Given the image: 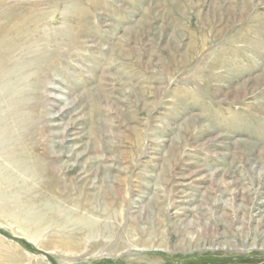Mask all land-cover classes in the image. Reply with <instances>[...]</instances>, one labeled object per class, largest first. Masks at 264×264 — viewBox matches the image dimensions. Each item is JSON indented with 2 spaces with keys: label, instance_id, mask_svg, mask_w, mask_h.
Returning a JSON list of instances; mask_svg holds the SVG:
<instances>
[{
  "label": "rangeland",
  "instance_id": "rangeland-1",
  "mask_svg": "<svg viewBox=\"0 0 264 264\" xmlns=\"http://www.w3.org/2000/svg\"><path fill=\"white\" fill-rule=\"evenodd\" d=\"M0 68V264H264V0H0Z\"/></svg>",
  "mask_w": 264,
  "mask_h": 264
},
{
  "label": "bare ground",
  "instance_id": "bare-ground-1",
  "mask_svg": "<svg viewBox=\"0 0 264 264\" xmlns=\"http://www.w3.org/2000/svg\"><path fill=\"white\" fill-rule=\"evenodd\" d=\"M25 21H26V20H25ZM1 26H2V25H1ZM33 26H34V24H33ZM15 27H17V26H15ZM15 27H13V29H14ZM30 28H31V27H30ZM15 49H16V48H15ZM14 63H16V62H14ZM16 64H20V62H19V63H16ZM0 69H1V68H0ZM237 86H238V85H237ZM10 152H11V151H10ZM12 152H13V151H12ZM15 153H16V152L13 153L14 157H15V155L18 156V157H20V156H19V154H20L19 152H18V153H19L18 155L15 154ZM21 155H22V154H21ZM15 159H16V158H15ZM20 159H21V158H20ZM23 164H24V163H23ZM21 167H22V166H21ZM19 168H20V167H19ZM38 168H39V167H38ZM33 169H34V168H33ZM21 170H25V169H22V168H21ZM31 170H32V169H31ZM31 170H30V171H31ZM34 170H35V169H34ZM41 170H42V169H41ZM85 171H86V170H85ZM85 171H84V172H85ZM38 172H39V171H38ZM33 173L36 174V172H34V171H33ZM39 174H40V172H39ZM84 174H85V173H84ZM85 178H86V177H85ZM84 180H85V179H84ZM82 183H83V182H82ZM84 185H85V184H84ZM6 205H7V204H6ZM189 210H190V209H189ZM32 211H33V210H32ZM26 213H27V212H26ZM38 213H39V212H38ZM36 214H37V213H36ZM39 214H40V213H39ZM37 215H38V214H37ZM184 215H185V214H184ZM38 216H39V215H38ZM44 216H45V215H44ZM49 216H50V215H49ZM173 216H174V215H173ZM40 217H41V216H40ZM40 217H39V218H40ZM42 217H43V216H42ZM42 217H41V218H42ZM46 219H47V218H46ZM34 220H36L35 217L33 218V221H34ZM41 222H42V221H41ZM46 222H48V220H46ZM40 224H41V223H40ZM44 224H45V223H44ZM44 224H43V225H44ZM236 227H237V226H236ZM48 229H49V228H48ZM78 230H79V229H78ZM91 230H92V229H91ZM91 230H89V231H91ZM80 231H81V230H80ZM92 231H93V230H92ZM142 231H143V230H142ZM82 233H84V232H82ZM88 233L90 234L91 232H88ZM88 233H87V234H88ZM74 234H75V233H74ZM72 235H73V234H72ZM75 236H76V235H75ZM75 236H73V237H75ZM86 236H87V235H86ZM80 237H81V236H80ZM69 238H70V237H69ZM81 238H82V237H81ZM71 239H72V238H71ZM71 239H70V243H72V242L74 241V240H73V241L71 242ZM76 239H79V238H76ZM61 240H62V239H61ZM65 240H66V239H65ZM83 240H84V239H83ZM66 241H67V240H66ZM66 241H65V242H66ZM78 241H79V240H78ZM81 241H82V240H81ZM138 241H139V240H138ZM142 241H143V240H142ZM146 241H147V240H146ZM188 241H189V240H188ZM35 242H36V241H35ZM59 242H61V241H59ZM62 243H63V242H61V244H62ZM139 243H140V242H139ZM64 244H65V243H64ZM64 244H62V245H64ZM74 244L76 245V242L73 243L72 246H74L75 248H77L78 244H77L76 246H75ZM145 244H146V243H145ZM156 244H157V243H156ZM62 245H61V246H62ZM66 245H68V244L66 243ZM134 245H135V244H134ZM167 245H168V244H167ZM226 245H227V244H226ZM105 246H106V245H105ZM136 246H137V244H136ZM138 246H139V245H138ZM153 246H155V245H153ZM62 247H63V246H62ZM65 247H66V246H65ZM70 247H71V246H70ZM78 247H79V246H78ZM158 247H159V246H158ZM184 247H185V246H184ZM71 248H73V247H71ZM254 248H255V247H254ZM52 249H53V248H52ZM66 249H67V247H66ZM262 250H263V249H262ZM52 251H53V250H52ZM184 251H185V250H184ZM184 251H183V252H184ZM56 252H57V251H56ZM58 252H59V251H58ZM58 252H57V253H58ZM65 252H67V251H65ZM84 252H85V251H84ZM71 253H72V252H71ZM73 253H74V252H73ZM96 253H97V252H96ZM80 254H81V253H80ZM63 255H64V254H63ZM84 255H85V254H84ZM9 257H10V256H9ZM8 259H9V258H8ZM11 261H13V258L11 259ZM13 262H14V261H13Z\"/></svg>",
  "mask_w": 264,
  "mask_h": 264
}]
</instances>
